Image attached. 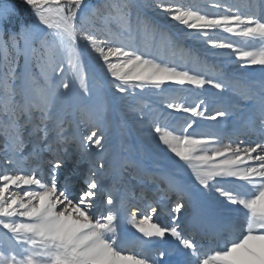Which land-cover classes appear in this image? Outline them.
<instances>
[{
    "label": "snow or ice",
    "instance_id": "snow-or-ice-1",
    "mask_svg": "<svg viewBox=\"0 0 264 264\" xmlns=\"http://www.w3.org/2000/svg\"><path fill=\"white\" fill-rule=\"evenodd\" d=\"M23 3L11 28L0 7V264H264V0Z\"/></svg>",
    "mask_w": 264,
    "mask_h": 264
},
{
    "label": "rangeland",
    "instance_id": "rangeland-1",
    "mask_svg": "<svg viewBox=\"0 0 264 264\" xmlns=\"http://www.w3.org/2000/svg\"><path fill=\"white\" fill-rule=\"evenodd\" d=\"M95 2H96V0H92V3H95ZM196 2H198L203 7L208 3V0H196ZM7 6H14V8H15V15L13 16L12 24L9 26L10 28L16 27L19 24L25 23L31 19V17L29 16L28 7L23 3V0H0V7H7ZM185 42H187V44H189L190 46L193 47L194 53L196 52L199 55H201L202 58H204V49L202 46L195 45L191 41H182V43H185ZM177 58H180V62L183 59L179 53L176 54L175 59L177 60ZM216 59L217 58H215V57H207V62H208V64H212V63L216 62ZM92 71L94 72L95 70L92 69ZM249 71L255 77L260 76L259 66H254V68L250 69ZM146 96L150 99H154V90H149L148 92H146ZM192 98L193 99L195 98V92H193ZM183 118H190V116H189V114H183ZM230 121H231V119H229L227 121V124L225 125L226 127L232 126V123H230ZM214 123L215 122H209V121L201 120V127L197 128V132L207 130L209 125L214 124ZM161 163L163 165L166 163V161L161 159ZM86 170H87V164L85 162L81 165L80 171L77 173V176L80 177V176L86 175ZM174 171H176L178 178H180L181 180L190 182L189 181V176H190V170L189 169L181 168V169L174 170ZM76 182L78 184V180Z\"/></svg>",
    "mask_w": 264,
    "mask_h": 264
},
{
    "label": "trees",
    "instance_id": "trees-1",
    "mask_svg": "<svg viewBox=\"0 0 264 264\" xmlns=\"http://www.w3.org/2000/svg\"><path fill=\"white\" fill-rule=\"evenodd\" d=\"M182 44H183V43H182ZM183 46H184L185 48L192 49V51H194L192 46L185 45V44H183ZM195 53H196V52H195ZM197 54H198V53H197ZM176 61H177V62H180V58H177Z\"/></svg>",
    "mask_w": 264,
    "mask_h": 264
}]
</instances>
